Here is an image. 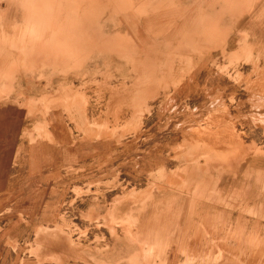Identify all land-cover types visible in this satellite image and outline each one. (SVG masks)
<instances>
[{
	"label": "rangeland",
	"instance_id": "rangeland-1",
	"mask_svg": "<svg viewBox=\"0 0 264 264\" xmlns=\"http://www.w3.org/2000/svg\"><path fill=\"white\" fill-rule=\"evenodd\" d=\"M25 2L24 96L8 70L0 90V264H167L181 210L199 253L171 264H264V12L250 33V14L150 21L151 0H54L41 20Z\"/></svg>",
	"mask_w": 264,
	"mask_h": 264
},
{
	"label": "crops",
	"instance_id": "crops-1",
	"mask_svg": "<svg viewBox=\"0 0 264 264\" xmlns=\"http://www.w3.org/2000/svg\"><path fill=\"white\" fill-rule=\"evenodd\" d=\"M26 0H0V90L3 89L1 86L4 84L6 86V70L11 74L12 81L9 82V86H12V92L10 94L11 99H18L19 101L23 99L24 92L22 91L23 86V56H22V46H23V34H22V22L24 20L32 19L28 17L27 9L24 11V5L28 3ZM152 4L160 5V10H162L159 17H149L151 20H163L167 22H178V26L181 30L182 21L188 19L183 17L184 9L191 13V18L194 20L200 19V13L206 14V19L220 22V26L228 30L234 29L235 25H231V21H243L248 18L250 14V22L255 23L250 27L249 32L253 33L257 28H262V25H257L256 21L260 20L259 13L264 12V10H258L257 6H264V0H151ZM34 4L38 7L37 12L39 15L36 17L37 20L44 19L41 16L44 15V10L41 8L46 5L50 9L51 13H54V0H34ZM147 4V3H146ZM189 7V9H188ZM49 12V11H47ZM47 20L49 18H46ZM54 18H52L53 20ZM34 20V18L32 19ZM262 21V20H261ZM222 23V24H221ZM249 33V34H250ZM234 32L228 33L232 36ZM178 35V34H175ZM24 42V41H23ZM21 47V48H20ZM49 50L47 49V59L49 56ZM53 52V50H51ZM48 71L55 74L54 61L48 63ZM36 66V65H34ZM37 68V67H36ZM54 76H52L53 78ZM5 78V80H4ZM54 80V79H53ZM18 90V92H17ZM6 98L0 95V114L4 112L3 101ZM1 117V115H0ZM6 120H0V126H3ZM262 180V179H261ZM259 190V189H258ZM260 191V190H259ZM261 192V191H260ZM262 193V192H261ZM259 196V195H258ZM262 196V195H261ZM183 209V208H182ZM196 209V207H194ZM188 216L183 210L175 213L169 217L170 220H176L179 222V236L180 239H166V237H160L157 239L156 243V254L159 256V260L164 261L167 264L175 263L179 258L180 251H186L189 254L199 253V248L193 243H184L183 239V225L182 220L187 219ZM199 217V211L192 212L189 216V220H196ZM177 233V231H176ZM194 245V246H193ZM186 248V249H184ZM158 262V261H156Z\"/></svg>",
	"mask_w": 264,
	"mask_h": 264
}]
</instances>
